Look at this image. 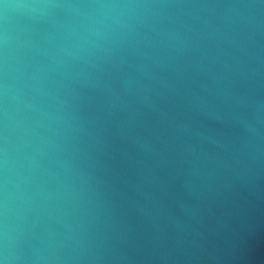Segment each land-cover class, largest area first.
<instances>
[{"label": "water", "instance_id": "1", "mask_svg": "<svg viewBox=\"0 0 264 264\" xmlns=\"http://www.w3.org/2000/svg\"><path fill=\"white\" fill-rule=\"evenodd\" d=\"M0 264H264V0H0Z\"/></svg>", "mask_w": 264, "mask_h": 264}]
</instances>
